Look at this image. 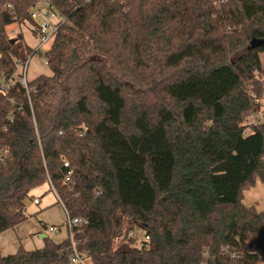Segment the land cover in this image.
Here are the masks:
<instances>
[{
	"label": "trees",
	"instance_id": "16d2710c",
	"mask_svg": "<svg viewBox=\"0 0 264 264\" xmlns=\"http://www.w3.org/2000/svg\"><path fill=\"white\" fill-rule=\"evenodd\" d=\"M47 2L66 23L24 86L8 28L36 0H0V234L45 184L81 223L0 264H264L242 202L264 184V0Z\"/></svg>",
	"mask_w": 264,
	"mask_h": 264
},
{
	"label": "rangeland",
	"instance_id": "374dc122",
	"mask_svg": "<svg viewBox=\"0 0 264 264\" xmlns=\"http://www.w3.org/2000/svg\"><path fill=\"white\" fill-rule=\"evenodd\" d=\"M33 30H35L34 25L31 23L23 26L12 25L8 28V34L12 38L21 34L25 44L34 49L38 46V40ZM46 50L47 48H43L41 55H34L30 58L25 74L27 82L40 75H51L43 57ZM262 61L264 64V54ZM16 77L20 78L19 74ZM261 102L264 104V100ZM253 122H264V106L260 113L249 119V124ZM49 186V184H45L34 190L26 200V213L28 215L26 221L0 234V255L2 257L16 254L20 250L42 249L45 246V238L56 243H61L68 238L67 214ZM35 199H38L40 203L35 204ZM242 202L246 207H255L259 212H264V184L258 180L254 187L244 191ZM51 228H56L57 231H51ZM42 235L45 238L41 237Z\"/></svg>",
	"mask_w": 264,
	"mask_h": 264
},
{
	"label": "built area",
	"instance_id": "2783aa9c",
	"mask_svg": "<svg viewBox=\"0 0 264 264\" xmlns=\"http://www.w3.org/2000/svg\"><path fill=\"white\" fill-rule=\"evenodd\" d=\"M31 18L35 23L34 29L35 33L37 34L38 38V46L33 49L34 55H41V50L43 48H50L53 43V40L60 29V27L66 23V18L57 12L53 11L49 8L47 0H36V6L34 7ZM31 56V57H32ZM30 57V58H31ZM30 58L24 63L17 64V70L20 78L19 81L22 85L27 86V80L25 79V74L29 65ZM21 73V75H20ZM24 76V77H23ZM260 116V114H259ZM252 125H256L257 123H250ZM87 129L80 130L78 132L79 136H83L86 133ZM249 132V129L246 130V133ZM8 157V150H5L0 155V165L6 162ZM65 167H69L67 162L64 163ZM71 172L69 173L70 176ZM67 180L69 181L70 178L68 177ZM52 188V187H51ZM52 191L55 193L54 189ZM56 194V193H55ZM58 201L60 200L58 195L56 194ZM35 204H39L40 201L38 199L34 200ZM67 214V229H68V236L70 240L74 241V232L73 229L81 223V220H73L70 218L68 212L65 210ZM51 231H57L56 228H51ZM70 264H88V260L81 254H79L75 249L73 255L70 257Z\"/></svg>",
	"mask_w": 264,
	"mask_h": 264
},
{
	"label": "crops",
	"instance_id": "0c3cea01",
	"mask_svg": "<svg viewBox=\"0 0 264 264\" xmlns=\"http://www.w3.org/2000/svg\"><path fill=\"white\" fill-rule=\"evenodd\" d=\"M33 33H34V35H35V37L37 38V34L35 33V31L33 30ZM37 40H38V38H37ZM50 188H51V186H49ZM51 191H52V188H51ZM54 193V192H53ZM55 194V193H54ZM55 196H56V194H55ZM57 197V196H56ZM36 200V199H35ZM58 200V199H57ZM41 237H43V238H45L43 235L41 236Z\"/></svg>",
	"mask_w": 264,
	"mask_h": 264
}]
</instances>
